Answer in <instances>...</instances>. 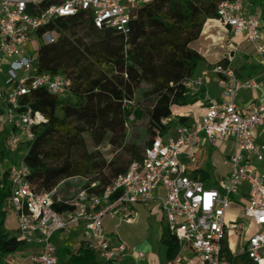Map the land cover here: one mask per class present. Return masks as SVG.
<instances>
[{
	"label": "built area",
	"instance_id": "1",
	"mask_svg": "<svg viewBox=\"0 0 264 264\" xmlns=\"http://www.w3.org/2000/svg\"><path fill=\"white\" fill-rule=\"evenodd\" d=\"M152 0H0V132L5 150L17 155L10 167L0 165V177L7 172L10 195L4 208L13 214L17 241L27 249L8 255L4 264H57L56 233L69 236L81 226L89 236V249L104 262H117L128 252L143 259L145 254L128 247L121 240L112 244L103 228V219L120 215L130 223L136 214L134 205L156 200L165 224L181 250L187 249L198 264H230V257L247 256L253 264H264V172L256 171L251 160H264V145H257L254 132L264 129V94L258 105L244 114L235 99L241 90H257L253 79L239 80L227 64H216L212 72L229 80L223 89L227 101L209 106L193 124H181L165 137L149 141L141 161L129 164L101 193L97 183L86 177H73L48 191H36L29 182L24 163L25 145L33 139L32 128L46 123L33 112L27 101L33 91L44 88L64 98L71 80L63 75L40 73L36 64L41 44L53 43L55 33L42 32L58 18L86 13L96 28H111L126 35L135 10ZM253 0H227L217 7V20L235 37L243 36L252 46L264 73V33L258 18L248 13ZM202 80H188L187 90H196ZM214 145L218 140H232L229 173L225 179L208 187L202 180L185 173L180 157L186 149L197 150L200 136ZM24 138V140H22ZM194 160V152L188 155ZM159 187L164 194L156 195ZM70 188L71 194H65ZM113 196H116L112 199ZM245 201L243 218H232L227 210L236 198ZM54 204L71 210L58 213ZM236 238L230 248L228 236ZM227 249V251H226ZM191 260L181 253L166 264H185ZM130 264H137L132 260Z\"/></svg>",
	"mask_w": 264,
	"mask_h": 264
},
{
	"label": "trees",
	"instance_id": "2",
	"mask_svg": "<svg viewBox=\"0 0 264 264\" xmlns=\"http://www.w3.org/2000/svg\"><path fill=\"white\" fill-rule=\"evenodd\" d=\"M222 1L227 0H152L137 8L126 35L111 28H96L86 13L58 18L42 30L55 33L56 39L39 46V72L63 75L71 80V87L64 98L39 88L24 100L47 120L32 128L33 139L25 145L27 179L36 191H48L73 177H86L89 183H97L93 191L101 193L126 172L131 162L142 160L145 146L140 151L136 141L125 145L128 122L145 117L148 142L169 133L174 125L171 107L188 105L185 83L203 61L190 44L200 37L208 19L217 20V7ZM186 121L184 117L176 120L178 124ZM84 134L90 136L95 147L108 138L111 145L125 148L130 159L126 163L118 158L107 162L98 152H88ZM5 154L0 139V156ZM193 173L194 178L209 180L205 172ZM9 195L5 172L0 177V264L8 255L27 249L2 227ZM53 208L58 213L71 210L62 204ZM160 241L167 260H175L179 245L166 224ZM54 242L57 262L118 263L101 261L89 249L88 240L79 242L75 251L67 243ZM229 261L253 264L247 256L230 257Z\"/></svg>",
	"mask_w": 264,
	"mask_h": 264
},
{
	"label": "crops",
	"instance_id": "3",
	"mask_svg": "<svg viewBox=\"0 0 264 264\" xmlns=\"http://www.w3.org/2000/svg\"><path fill=\"white\" fill-rule=\"evenodd\" d=\"M262 1L263 0L251 1V6L248 8V13L258 18L264 33V9L260 8L258 5ZM190 46L197 50L203 57V61L199 64L194 76L191 79H201L202 85L194 91L187 90L189 101L188 105H173L171 107L170 120L174 121V125L171 129L181 125L176 122L178 117L187 118V121L184 123L187 125L199 121L205 112V109L209 106V100H212L216 103L227 101L222 92L223 89L229 85V80L212 72L214 65L220 61L224 62L223 65L228 64L232 68L237 79H253L257 84H259V88L257 90H241L238 93L234 102L242 113L248 114L250 112L251 105H258L262 101L264 94V73L261 66L259 65V60L252 46L245 40L243 36L235 37L231 33L230 29L221 24L218 20L208 19L204 23L200 37L191 43ZM0 135H3L2 132H0ZM254 136L257 145H264L263 128H257L254 132ZM225 141L224 147L222 146L221 149L223 152L221 160L222 167L228 164L230 155L234 153L233 141ZM221 143L222 142H216L215 144ZM193 152L194 155H196L198 149L195 151L186 149L180 157V162L184 166L185 173L187 170L185 166L190 165L191 162H196L195 158L193 161H190L188 158V155L192 154ZM250 164L256 171L264 172V160L262 162L251 160ZM229 169L230 167L224 171L222 175L224 177L220 180L227 177ZM194 171H202L207 173L209 177H212L215 176L214 173L216 171V167L214 164L207 163L202 168L193 169L188 176L194 178ZM220 180H216L210 186L207 185L208 181L203 182L208 187H214ZM163 194V187H159L156 191V195L162 196ZM240 198L241 197L236 198L230 208L233 207L235 210L240 208L242 211L245 201ZM134 210L136 216L130 223L123 222L120 218V215L117 214L112 218L110 217L111 219L117 220V222L114 224L115 228H119L122 223L130 226L127 232L124 234L104 232L112 244H115L117 240H121L125 242L128 247H135L137 251L143 252L145 257L138 260L135 254L128 252L122 259L118 261L117 264H130L132 260H137V264H166L169 261L166 258V248L161 244L160 241L165 220L159 203L156 200H153L149 203H137L134 205ZM70 236H79L78 242L89 240L88 234L81 226L75 228ZM74 241L76 242L77 239ZM180 253L188 260H191V264H198L195 262L189 250H181L179 247L177 257L180 255ZM185 264L190 263L185 262Z\"/></svg>",
	"mask_w": 264,
	"mask_h": 264
},
{
	"label": "rangeland",
	"instance_id": "4",
	"mask_svg": "<svg viewBox=\"0 0 264 264\" xmlns=\"http://www.w3.org/2000/svg\"><path fill=\"white\" fill-rule=\"evenodd\" d=\"M260 8L264 9V0L258 4ZM137 10V9H136ZM135 10V12H136ZM133 13V15L135 14ZM0 74L1 71H0ZM132 120V119H131ZM146 127H147V119L145 117H141L139 119L132 120L127 123L126 128V134L127 139L125 141V145H129L132 142L136 141V148H138L140 151H142L143 147L146 146L148 143V138L146 136ZM0 139L3 140V135H0ZM84 141L88 152H98L100 157L109 162L113 158L120 159L121 162L126 163L130 159L129 153L125 150V148L120 146L111 145L108 141V138L103 141L99 147H95L92 139L88 134H84ZM24 140V138H22ZM222 142L221 144H215V145H209L207 143V140H205L204 135L202 134L200 136V143L198 144V152L196 155H194V158L196 159L195 163H190V165H186V174L190 175L193 169L195 168H202L205 164L210 163L214 164L216 167L215 176L209 177L208 182L210 184L214 183L216 180H220L224 176L223 173L225 170L229 168V165L226 164L223 167L221 166V160H222V146L224 147L225 140L217 141ZM5 150V149H4ZM5 156H0V165L5 169L10 167L11 163L15 161L17 158V155L14 153H11L7 150H5ZM107 172V171H105ZM65 194H71L70 188ZM227 215L232 218H243V214L241 209L235 210L233 207L229 208L227 210ZM117 222V220L111 219L109 216L105 217L103 219V228L105 232L113 233V234H124L129 230L128 225L125 223H120L121 226L119 228H115L114 224ZM3 229L8 233L10 236H17V225L16 220L13 214L5 213V219L3 222ZM141 235V234H139ZM138 235V236H139ZM70 236V235H69ZM62 236L61 233H56L54 236L55 241L58 243L61 242L63 245L68 244V246L71 248L72 251H75L76 247L78 246V238L79 236ZM77 241L75 242L74 240ZM228 241L230 248L233 250H236V253H240L241 251L239 249H236V238L229 234ZM57 264H68L66 259H59Z\"/></svg>",
	"mask_w": 264,
	"mask_h": 264
}]
</instances>
